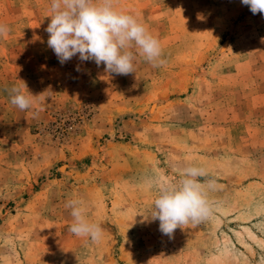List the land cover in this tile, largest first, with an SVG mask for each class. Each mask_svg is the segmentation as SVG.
<instances>
[{
	"label": "rangeland",
	"instance_id": "374dc122",
	"mask_svg": "<svg viewBox=\"0 0 264 264\" xmlns=\"http://www.w3.org/2000/svg\"><path fill=\"white\" fill-rule=\"evenodd\" d=\"M50 0H0V264H264V14L241 0H116L162 45L117 76L61 65ZM79 67V71H77ZM28 110L10 103L21 86ZM27 92V90H24ZM198 166L216 182L210 216L143 220L157 193ZM80 200L99 243L69 231Z\"/></svg>",
	"mask_w": 264,
	"mask_h": 264
},
{
	"label": "clouds",
	"instance_id": "9594fccd",
	"mask_svg": "<svg viewBox=\"0 0 264 264\" xmlns=\"http://www.w3.org/2000/svg\"><path fill=\"white\" fill-rule=\"evenodd\" d=\"M241 2L254 15L264 14V0ZM115 5L116 0H50V22L45 29L49 34L47 46L61 65L78 56L80 61H94L98 67L103 65L105 73L127 76L136 73L137 54L153 67L166 64L159 39L134 15L118 10ZM10 30L7 24L0 23V39ZM43 93L31 94L22 81L21 86L11 88L10 103L21 111L28 110L34 99ZM207 175L203 167L188 166L174 182L152 181L150 187L157 195L150 211L140 214L141 222L159 221V231L171 237L177 228L207 219L212 211L208 191L216 187L215 180L201 181L200 178ZM66 207L71 209L73 218L69 231L99 243L102 227L87 218L82 201L70 200Z\"/></svg>",
	"mask_w": 264,
	"mask_h": 264
}]
</instances>
